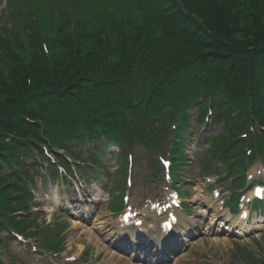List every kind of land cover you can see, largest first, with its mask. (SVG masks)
<instances>
[{
	"label": "trees",
	"instance_id": "trees-1",
	"mask_svg": "<svg viewBox=\"0 0 264 264\" xmlns=\"http://www.w3.org/2000/svg\"><path fill=\"white\" fill-rule=\"evenodd\" d=\"M75 10L50 42L52 62L34 35L13 43L19 53L0 39V166L17 167L45 138L153 149L146 132L158 126L142 119H165L167 108L183 129L197 106L225 110L241 127L228 128L230 141L252 120L264 126V0H101ZM183 136H174L176 165ZM0 183L1 199L11 187Z\"/></svg>",
	"mask_w": 264,
	"mask_h": 264
},
{
	"label": "rangeland",
	"instance_id": "rangeland-1",
	"mask_svg": "<svg viewBox=\"0 0 264 264\" xmlns=\"http://www.w3.org/2000/svg\"><path fill=\"white\" fill-rule=\"evenodd\" d=\"M68 1L70 0H17L16 2H19L20 6L27 8V10L15 17L16 15L14 14L12 16L6 14L5 3L0 0V21L2 22L0 35L3 36V43L8 44L10 49L14 48L19 53L20 48L13 43L17 42L18 39L25 44L31 42L29 37L36 31L35 16L31 11L35 8L37 2H42L45 5L49 21L48 29L53 33L49 31L48 38L53 40L59 38V36H62V34L58 33L63 25L62 8L66 6ZM71 1L75 2L74 0ZM84 1L80 0V2ZM105 1L109 3L108 0ZM118 1L122 0H114L115 4ZM236 8L237 10H245V12L249 11L246 8V4L242 5L241 2L237 3ZM28 14L33 15L32 18L26 17ZM36 40L38 41L37 38ZM8 52L9 49L6 50V54ZM16 57H19V55ZM195 118L196 116L193 117L194 121H196ZM194 125H197V123L194 122ZM210 140V137H207L201 140H193L191 144H188L187 155L190 157L184 162V168L181 169L182 173L179 178V183L182 185L183 199L189 203V216L200 221L198 224L200 228L196 231L195 236L192 238L193 240L189 241L190 239H188L186 242L187 245L191 242L196 243L192 246L191 254L186 264H264V213H261V211L254 212L250 222H245L244 224L234 223L235 218H231L232 216L227 210L220 211L218 205L212 199L211 190L214 187H222V189H228L232 193L235 190L236 182L230 177L224 179L217 177L219 172L215 157L204 156L207 158L205 160L210 163L207 166L208 171H203L200 168L199 158H204L203 155L208 148ZM145 159L146 156H144L143 152H136L134 172H132L134 181L132 191L136 197L135 202H139V207H144L142 200H139L141 197L145 198L144 196H147V194L150 196L164 194L160 176L157 177L156 181L149 180ZM202 159L201 162L203 161ZM238 163L240 162H233L234 165ZM263 165L264 159L258 155L253 165L254 169L257 167L261 169ZM108 167L107 172L101 173L97 180H93L95 183L91 184L87 190L90 194H88V201H97L96 205L101 204V209L103 208V210L102 212L98 210L95 217L91 221L86 222V224L77 219V217L69 215V210L66 209V204L73 198L72 192L66 194L63 188H57V186L53 185L36 193V201L40 206L38 208V213L40 214L38 223L42 227L50 226L54 229L57 223L68 222L66 252L43 259L42 256H33L25 253V244L22 245V248L13 250V253L15 255L18 254L19 259L22 258L28 264H70L66 261L68 252L84 256L86 260H96L104 248L99 243H96V240H105L108 237L109 229L116 225V218L113 212L109 210V205L112 198L111 194L117 196L119 193L118 190H110L113 186L115 170L119 167V162L114 160ZM219 171L224 172L226 169H219ZM200 173L202 174L200 175ZM206 175H210L212 183H209V180L205 181L204 177ZM41 187L42 185L39 182V188ZM228 201L229 205L235 204L233 197ZM214 214L217 216L216 222L212 228H209V221ZM183 217L187 216L183 215ZM227 221L228 224L225 225ZM198 234L200 235L198 236ZM28 241L38 243L42 247L44 246L41 238H38V240L29 238ZM10 243L16 246L15 240L10 239ZM19 246L21 245L19 244ZM115 255L117 253L113 249H108L101 254L100 262L109 263ZM2 258L4 259V264L13 263L12 261H6L7 256L5 253H2Z\"/></svg>",
	"mask_w": 264,
	"mask_h": 264
},
{
	"label": "bare ground",
	"instance_id": "bare-ground-1",
	"mask_svg": "<svg viewBox=\"0 0 264 264\" xmlns=\"http://www.w3.org/2000/svg\"><path fill=\"white\" fill-rule=\"evenodd\" d=\"M151 218H149V219H152V216H150ZM90 236H92V235H90ZM144 237V236H143ZM163 238H164V236H163ZM146 240V239H145ZM148 240V239H147ZM146 240V241H147ZM97 243H98V240H97ZM149 245H151V244H149ZM104 247H106L105 249L107 250V248H108V246L106 245V244H104L103 245ZM145 247L148 249V250H153V249H159V247H160V245H157L156 247L157 248H154V246H152V247H150V246H146L145 245ZM189 255V253H186V252H182V253H180L179 255H178V258L176 259V263L179 261V262H183L184 260H186L187 259V256ZM131 258L129 257V258H123L122 256H113V258H112V261H111V263L112 264H131ZM138 264H140V263H138ZM166 264H168V263H166ZM169 264H172V263H169Z\"/></svg>",
	"mask_w": 264,
	"mask_h": 264
}]
</instances>
